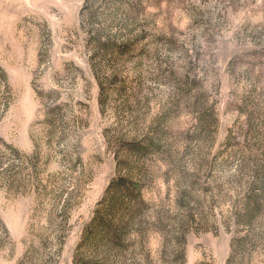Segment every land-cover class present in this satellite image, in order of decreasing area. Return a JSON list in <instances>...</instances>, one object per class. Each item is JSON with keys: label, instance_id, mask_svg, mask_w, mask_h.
Masks as SVG:
<instances>
[{"label": "rangeland", "instance_id": "1", "mask_svg": "<svg viewBox=\"0 0 264 264\" xmlns=\"http://www.w3.org/2000/svg\"><path fill=\"white\" fill-rule=\"evenodd\" d=\"M0 264H264V0H0Z\"/></svg>", "mask_w": 264, "mask_h": 264}, {"label": "trees", "instance_id": "2", "mask_svg": "<svg viewBox=\"0 0 264 264\" xmlns=\"http://www.w3.org/2000/svg\"><path fill=\"white\" fill-rule=\"evenodd\" d=\"M128 196H129V198H128L129 199L128 200L129 202H131V200L133 201L136 198V195L133 192H129ZM129 202H127L126 204L128 205ZM99 215L102 216V218L99 217L100 218L99 225H101V229H99V231H102L103 233H107L108 231H110V232L114 231L115 232V236L113 238H111L108 242L104 243V245H107V248H109V249L112 248L113 249L114 248L113 246H115V244L120 241L119 234L117 233V231H116L115 228L111 227L108 224L107 218H106V216H105L104 213H101V211H100V212H98V216ZM176 250L177 249H175V251ZM178 253L180 254V251ZM181 255H183V253H181Z\"/></svg>", "mask_w": 264, "mask_h": 264}]
</instances>
